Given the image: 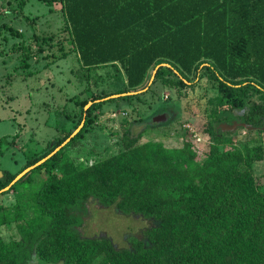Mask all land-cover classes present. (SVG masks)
Returning <instances> with one entry per match:
<instances>
[{"label": "trees", "instance_id": "obj_1", "mask_svg": "<svg viewBox=\"0 0 264 264\" xmlns=\"http://www.w3.org/2000/svg\"><path fill=\"white\" fill-rule=\"evenodd\" d=\"M59 1L80 63L72 73L87 83L84 93L92 89L93 72L106 66L121 71L125 85L115 94L91 90L90 100L75 95L78 123L21 171H1L0 191L69 140L0 194L17 196L13 206L0 202V228L16 225L20 236L6 240L0 232V264H21L32 253L46 264H264V192L252 188V171L231 163L237 147L219 148L224 141L234 145L224 124L264 128V0ZM23 52L27 70L31 54ZM162 64L170 67L157 70ZM158 83L179 94L207 84L205 131L213 138L207 157L195 160L189 143L170 151L161 143H141L142 133L135 137L126 130L122 153L73 168L67 149L80 143L94 113L106 103H132ZM76 109L67 116L71 121ZM80 122L85 127L73 136ZM248 149L247 163L264 160L263 143ZM90 197L125 214L155 218L157 226L134 249L81 239L71 228L72 210Z\"/></svg>", "mask_w": 264, "mask_h": 264}, {"label": "rangeland", "instance_id": "obj_2", "mask_svg": "<svg viewBox=\"0 0 264 264\" xmlns=\"http://www.w3.org/2000/svg\"><path fill=\"white\" fill-rule=\"evenodd\" d=\"M4 24L14 32L2 29ZM65 27L59 0H0V172L21 171L28 159L53 147L59 137L78 123L81 109H76L72 101L75 95L90 100L92 91L115 94L124 89L123 73L106 66L93 72L92 91L84 93L87 83L79 82L72 73L80 63L71 51L70 34ZM44 38L53 40L43 44ZM23 49L31 54L27 70L21 66ZM68 52V57H61ZM153 82L154 79L150 84ZM153 88L132 103H106L97 110L80 143L67 149L73 168L89 167L122 153L126 130L135 137L142 133L141 143H161L170 151L189 143L195 160H204L213 143V138L205 131L209 121L207 84H196L195 88H187L181 94L160 83ZM92 103L89 101L86 109ZM75 109L76 120L71 121L67 116ZM85 124L80 122L75 133L82 131ZM223 133L234 145L224 141L219 145L220 151L237 147L239 154L231 163L252 171V188L264 192V160L246 162L248 144H254L253 151L264 144V128L247 129L238 124L233 128L223 127ZM253 156L252 153L251 158ZM0 202L13 206L17 196L11 192L0 196ZM72 218L71 228L81 239L109 240L118 250L134 249V243L157 226L155 218L125 214L115 204H103L95 197L79 202L72 210ZM0 232L6 240L12 236L20 239L16 225L2 227ZM21 264L46 263L32 253Z\"/></svg>", "mask_w": 264, "mask_h": 264}, {"label": "water", "instance_id": "obj_3", "mask_svg": "<svg viewBox=\"0 0 264 264\" xmlns=\"http://www.w3.org/2000/svg\"><path fill=\"white\" fill-rule=\"evenodd\" d=\"M161 66H167V67H170L169 64H162V65H160V66L157 67V70H158ZM157 70H156V71H157ZM156 71H155V73H156ZM153 79H154V77L152 78V80H153ZM146 90H147V89H146ZM146 90H144V91H140V92H134V93H126V94L114 95V96H111V97H109V98L104 99L103 101H105V100H109V99H115V98H119V97H125V96H129V95H137V94H140V93H142V92H145ZM97 102H99V101H97ZM235 125H238V124H237V123H235L234 125H225V124H224V125H222V129H223V127L233 128ZM75 134H76V133H75ZM75 134H74V135H75ZM74 135H73V136H74ZM73 136H72V137H73ZM68 141H69V140H68ZM68 141H66L65 143H67ZM63 145H64V144H63ZM61 148H62V146H60L59 148H57L55 152H57V151L60 150ZM55 152H54V153H55ZM54 153H52L50 156L44 158L43 160H41L40 162H38L36 165L29 167V168L26 169L24 172H22L21 174H19V175L17 176V178H16V179L10 184L9 187H7V188H5L4 190L0 191V194L4 193L5 191H8L14 183H16V182H17L18 180H20L22 177H24L28 172L32 171L34 168H36L37 166H39L40 164H42L43 162H45V161H46L47 159H49ZM0 177H2V172H0Z\"/></svg>", "mask_w": 264, "mask_h": 264}]
</instances>
